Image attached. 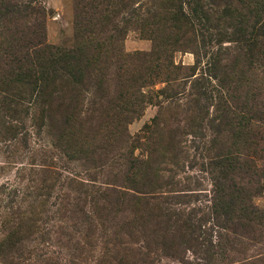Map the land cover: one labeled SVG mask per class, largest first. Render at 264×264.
I'll list each match as a JSON object with an SVG mask.
<instances>
[{
    "label": "rangeland",
    "instance_id": "obj_1",
    "mask_svg": "<svg viewBox=\"0 0 264 264\" xmlns=\"http://www.w3.org/2000/svg\"><path fill=\"white\" fill-rule=\"evenodd\" d=\"M78 44L66 112L48 51ZM123 240L134 264H264V0H0V264H115Z\"/></svg>",
    "mask_w": 264,
    "mask_h": 264
},
{
    "label": "trees",
    "instance_id": "obj_2",
    "mask_svg": "<svg viewBox=\"0 0 264 264\" xmlns=\"http://www.w3.org/2000/svg\"><path fill=\"white\" fill-rule=\"evenodd\" d=\"M14 9L15 8L12 4H10V3L7 4L6 9L1 12L2 17H7V16L12 15L15 12V10L18 12L19 15H21V11H22L21 7L20 8L18 7L15 10ZM40 44H42L41 41H39L34 46H38ZM86 48L87 47L85 45H79V44L77 46H75L74 48H71L68 50L67 49L64 50L62 48L52 46L50 48L51 51H48L49 52L48 57L50 58V61H47V62H49V66L60 65V69L62 68L64 70H66V72L68 74L67 78H66L68 80L67 82L70 83L71 88H73V90L75 91L74 96L70 97L71 99L69 98V102L65 106L66 112L69 110L73 111V109H75V106L77 103L76 94H77V91L80 90L79 84L83 78L85 63H86V61H88L86 58V53H87ZM46 50L47 49L45 47L42 48V51H46ZM35 52L38 55H40V53L37 50ZM48 57H45V59L47 60ZM34 62H35V64L39 63V66L41 67V65L44 64V58L43 59H41V58L35 59L34 58ZM53 73H54L53 77L50 78V81L53 80V82H55V80H58L59 78H61L57 75L58 70L57 71L53 70ZM27 80H28V77L23 78V83L26 84ZM40 90L38 89V91L42 92L41 94H43L42 89H40ZM9 127L12 130L11 126H9ZM12 132H13V130H12ZM151 183H152L151 180L146 179L144 182H141V185L142 186H149V185H151ZM81 186H88V185H84L81 183ZM93 191L94 192L90 191V193H88V194L90 195V197H96V199L98 200V201H96V202H98V207H99V205L103 204V200L106 203L108 202L109 205L111 204L110 194L107 192V189H102L101 187H99L97 190H93ZM86 192H83V193H86ZM123 193L124 192H120V195H124ZM146 195H147V193H145V192H144V196L141 198L136 196V195H131L132 197L131 196L130 197L132 199L130 198L127 201H125L124 203L126 204L128 202H133V204H136L140 201H144L146 203L148 201V198L146 197ZM15 200L16 199H14V198L12 199L13 204H16ZM115 204H120V203L116 202ZM103 208H106V204L103 206ZM30 210H31V208H30ZM32 210H34L33 207H32ZM81 211H83V209H81ZM84 217L85 218L83 219V222H86V224H88V226L93 224V222L90 221V220H92L91 217L88 216V214L86 212H84ZM97 217L98 218L100 217L99 219H101V216L97 215ZM34 223H35V221L33 219L14 220L12 228L16 231L15 235H17L23 227H26L27 229H31L33 227ZM29 225H30V227H29ZM122 226H127V225L124 223V224H122ZM124 230H125V228H124ZM116 233H118V232H116ZM116 236H117V234H116ZM88 238H89L88 234L87 233L84 234V239H88ZM163 247L165 249L167 247V245H163ZM150 254H151V251H149V250L144 251L142 249L141 250L139 249V251H137L136 249L131 248L130 246L128 247L127 243H125L124 240L119 241L118 244H115L113 246V248L110 250V257L113 259V262H115V264H134L136 260H138V262L139 261L150 262L149 261L150 259H148ZM72 264H76L74 260H72Z\"/></svg>",
    "mask_w": 264,
    "mask_h": 264
}]
</instances>
